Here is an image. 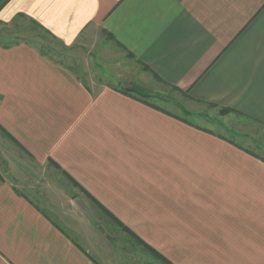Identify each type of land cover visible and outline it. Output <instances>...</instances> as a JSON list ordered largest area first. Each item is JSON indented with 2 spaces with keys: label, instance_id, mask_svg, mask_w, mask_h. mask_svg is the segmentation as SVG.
Listing matches in <instances>:
<instances>
[{
  "label": "crops",
  "instance_id": "obj_1",
  "mask_svg": "<svg viewBox=\"0 0 264 264\" xmlns=\"http://www.w3.org/2000/svg\"><path fill=\"white\" fill-rule=\"evenodd\" d=\"M18 18L73 60L0 42V139L78 193L0 167V264H264V0H0ZM142 69L249 146L134 93ZM87 201L167 260L106 247Z\"/></svg>",
  "mask_w": 264,
  "mask_h": 264
},
{
  "label": "rangeland",
  "instance_id": "obj_2",
  "mask_svg": "<svg viewBox=\"0 0 264 264\" xmlns=\"http://www.w3.org/2000/svg\"><path fill=\"white\" fill-rule=\"evenodd\" d=\"M16 39L30 42L56 61L68 65L72 63L73 51L50 41L46 33L35 24L26 22V20L22 18H18L6 24L0 22V42L11 43ZM142 72L143 76L141 79L137 74L133 75L134 72L129 75L135 77L133 83L129 82V85L138 88L136 89L138 92L134 93L141 95L142 98L148 99L162 108L164 107V109L169 110L176 116H181L184 117V119L190 120V122L196 126H201L220 133L222 136L228 138L229 141H235V143L241 146H249L244 135L232 134L231 129L236 128L237 123L232 125L230 122V124L226 126L225 122L220 117L222 116L220 115L221 113L218 112L217 109L212 106L201 108L199 107L200 105H194V107L193 105H187V99L183 93L162 84L147 70L142 69ZM120 80L128 83V81L124 79ZM187 106L189 108H187ZM12 150L13 148H10L6 139H0V167H9L12 170L16 169L14 172L16 177L15 182L21 184V190L32 198L36 197L35 191L38 192L39 190H44V195L47 197H52L54 194L58 193L57 195L62 196V205L69 208V205H71L69 202L70 196L77 192V190L73 186H69V184L60 180L58 175H55L50 169L46 173L39 172L38 168H33L29 165L28 162L30 161L26 160L27 158L23 157L20 151L13 150L15 152H12ZM38 179L40 181H38ZM38 182L40 188L36 186ZM79 195L84 197L80 192ZM40 196H42V194H40ZM87 202V205L91 208L90 212L93 216L94 227L100 232L104 239L108 240L106 247H127V249L130 250L131 248H136L137 250L141 249L142 253L136 252V255L137 259L142 261H147L149 259L161 260V257L165 258L162 254L151 248L152 246L137 237L129 227L120 222L116 217L113 215H110L111 218L108 217V213L104 214L96 205H93L89 201ZM145 247L148 249L150 248V250ZM152 249L155 252L151 251Z\"/></svg>",
  "mask_w": 264,
  "mask_h": 264
},
{
  "label": "trees",
  "instance_id": "obj_3",
  "mask_svg": "<svg viewBox=\"0 0 264 264\" xmlns=\"http://www.w3.org/2000/svg\"><path fill=\"white\" fill-rule=\"evenodd\" d=\"M136 89H138L137 87H135V86H133V87H131V90L132 91H134V92H138V90H136ZM231 111V109H222L221 111H220V113H222V114H224V113H227V112H230ZM105 210V209H104ZM106 211V210H105ZM107 213H108V211H106ZM151 251H153V252H155L153 249L151 250ZM162 259H164V260H166L165 258H163V257H161Z\"/></svg>",
  "mask_w": 264,
  "mask_h": 264
}]
</instances>
